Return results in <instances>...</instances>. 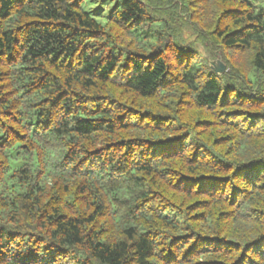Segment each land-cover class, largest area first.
<instances>
[{"label":"trees","instance_id":"trees-1","mask_svg":"<svg viewBox=\"0 0 264 264\" xmlns=\"http://www.w3.org/2000/svg\"><path fill=\"white\" fill-rule=\"evenodd\" d=\"M0 264H264V0H0Z\"/></svg>","mask_w":264,"mask_h":264},{"label":"water","instance_id":"water-1","mask_svg":"<svg viewBox=\"0 0 264 264\" xmlns=\"http://www.w3.org/2000/svg\"><path fill=\"white\" fill-rule=\"evenodd\" d=\"M213 70L217 73H222L225 70V66L220 61H218L216 65L213 66Z\"/></svg>","mask_w":264,"mask_h":264},{"label":"rangeland","instance_id":"rangeland-1","mask_svg":"<svg viewBox=\"0 0 264 264\" xmlns=\"http://www.w3.org/2000/svg\"><path fill=\"white\" fill-rule=\"evenodd\" d=\"M216 65V64H215Z\"/></svg>","mask_w":264,"mask_h":264}]
</instances>
